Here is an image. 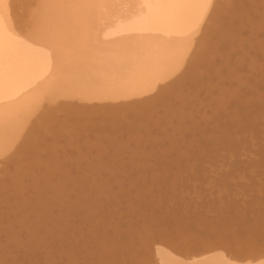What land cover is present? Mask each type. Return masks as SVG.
Masks as SVG:
<instances>
[{"label":"bare ground","instance_id":"1","mask_svg":"<svg viewBox=\"0 0 264 264\" xmlns=\"http://www.w3.org/2000/svg\"><path fill=\"white\" fill-rule=\"evenodd\" d=\"M84 2H85V0H81V1H76V3L74 4L73 2H71V0H58L57 2L52 4L50 0H41L42 4L38 8L42 7V10H39L38 12H47L48 9H51V13H50L51 16H49V15L36 16L33 13L34 8L31 7L33 2H29L28 0H0V156H2V154H4L6 156V154H8L10 152V148H12V147L9 144L14 146L13 144L19 142V144H15L14 148H19L16 146H23L24 148H29L30 143L35 144L40 139V138H37L38 134H40L42 132H48V133L51 132L52 133L54 130L59 128L58 125H60V126L65 125L66 126V135L67 136H65L63 138L60 137L63 140H65L63 143L65 144V142H67L69 144L72 142L71 138H72L73 132H74L73 131V125L74 124H72V121H73V116H74L73 113L75 112V109H76L74 105L77 102L76 97L80 100L82 97L81 96L82 94L80 93V96L78 97L77 96L78 94H75L76 92H74L75 90L73 88H72L73 89L72 91L69 89L68 90H61L63 88L60 85L64 83V78H62V76L64 74L67 76L66 79H68V80H71V77H73V75H75L77 73L83 74V76L80 74V77L81 78L83 77L82 78L83 82H84V80H86V81L91 80V82H92L90 84L89 89L91 90L93 97H95V100H98L99 102H104V103H106V105L112 104V107L116 108L117 111H120V109L123 110L124 107H121V105L124 104L125 103L124 101L127 99L128 100L130 99L128 101V103H130V102L132 103V104H130L132 106L129 105V107H133L135 109V104L137 103V101L139 102V98H140L139 93L142 92V94L144 93V96H147V97L152 95L151 92H150L151 93L150 95H145V94H149L148 89L150 91H153L154 90L153 87H155L158 84V82H160L163 79V76H162L163 74H162V71L160 69L161 65L162 66L163 65L171 66L172 65L171 62L172 61L174 62L177 59H179L180 57H182L181 54L186 53L184 50H188V48L186 49V47H189V46L193 48V50H192L193 53L202 56L203 53L207 49L206 48L207 41L208 40L211 41V40H213V38L215 39L216 35H217L218 40H221V38L226 40V37H225L226 34L224 36L222 34V31L225 30L224 25L232 24L234 21L235 15H236L235 12L238 9L237 7H239L238 4L244 5V0H223V1L222 0H87V3L92 5L91 7L82 8V7L77 6V5L84 3ZM252 6L253 5H251V7ZM251 9H253V7ZM262 9H264V2H262L261 5H259V8H257L258 12L259 11L261 12ZM256 12L257 11H255V13ZM241 13H242V11H241ZM247 13H248V11H247ZM223 14H227L228 18H226L227 16H224ZM263 14H264V10H263ZM247 15H245V16H247ZM224 19H226V21H228V22H225ZM261 19L262 20H260L257 15H255L253 17V19H252V17L249 16L250 21H253L254 23H255V21L258 22L257 28H255L256 29L255 31H257L256 32L257 35H260V33H261V37H262V36H264V15L261 17ZM240 20L242 21V19H240ZM245 20H246V18H245ZM228 29L226 28V30H228ZM238 30H239V27H238ZM234 35L235 34H232V38L229 40H234V44L238 45V49L242 50V47L247 46L244 41L237 40L236 35H235V37H234ZM229 36H230V34H229ZM229 36L227 38H229ZM258 40L259 41L256 44H253V46H251V44L247 46V48H249V49L246 50V54H247L246 56H243V53H237L236 54L237 60H236V57H234L233 59L236 61H234V63L231 64V66L232 67L235 66L237 69H231L230 70L231 72H229V74L227 76L220 77L218 84H216V85H213L211 83L206 84L205 83L206 80H204V84L202 83L205 86L204 87L200 83L196 84V81H194V80L190 81L191 84L185 82V84H187V85H193V83H194L197 87L196 91L198 93H202L200 95L201 98H202V96H204V97L210 96L211 97V96L215 95L216 98L214 101H216V102L213 103L212 98H211V102L208 104H206V102L204 100H200V102H199L200 104H198V100L200 98L199 94H195V96L192 95L191 98L193 100L195 99L194 100L195 102L194 101L191 102V101H188L186 99H181V101L183 103V107H181L182 108V114L179 118L175 117V120L169 118L172 120V122H170V129L165 132V135H163V134L158 135L156 138V142L154 140V143H153L154 148H152V150L149 151L150 154L151 153L155 154L152 157L157 156L159 158V160L168 161L170 159V157H174L173 155L177 154L178 158L183 156V155L188 156V157L190 155L191 156L190 159H192L193 156L195 157L196 153H197V157H198V153L205 152L206 155H209L210 152H212V151L217 152L219 150V152H221V149L223 151L226 150V152L229 151L228 152L229 154H227V155L230 157L231 156L230 153H232L230 151L238 148L239 147L238 145L241 146L242 142L245 143L244 141H246L247 139H245V137L242 136L243 139H245L243 141V139L240 137V135H244V134L247 135V133H250L251 131H255L257 129V128H255L257 125L255 124V122L253 120V117H255V116H253V114L255 112L254 111L255 106L257 108L261 107L262 110L264 109V41H262L264 39L260 38ZM213 43L214 42H212L211 44H213ZM213 46H214V44H213ZM254 46H255V49H254ZM250 48H253V50L251 49L252 50L251 51ZM211 55H213V53ZM230 57L231 56H229V58ZM137 68H139V70L135 71ZM186 69H188V68H186ZM186 69L184 71H183V69L177 70L178 76H179V74H181V76L184 74L182 77H185L186 79L188 78L190 80L192 78L189 76L190 75L195 76L196 74H194V72L193 73L186 72ZM174 70H175V68L173 69V71ZM204 71H203V73H204ZM108 73H110L111 76L113 75V77L111 79H109L107 77L108 78L107 80L113 81V79H114L115 81L113 83H116V85H114V84L112 85V86H114L113 89L111 88V84H109L110 86H108V87H107L108 84L107 85L104 84L106 82L105 76H109ZM218 73H220V72H218ZM165 74H166V72H165ZM200 74H202V73H200ZM174 75H176V73ZM102 77H104V80H105L104 82H101ZM180 77H178V79H180ZM100 78H101V81H100ZM199 78H201L200 75H199ZM199 78L197 77V79H199ZM78 79H80L79 76H78ZM126 80H128L130 82V85L128 84L127 87H125V85L128 83V82H126ZM202 80H203V78L201 79V81ZM224 80H229L228 81L229 83H223ZM89 81H88V83H90ZM75 82H77V81H75ZM179 83L181 84V82H179ZM230 84L231 85L237 84V85L233 86V88H231L229 86ZM78 86H79V83H78ZM194 86H192L191 88H193ZM55 87H59L60 88L59 91H58V89H57V91L56 90L53 91V89H55ZM80 87L81 86H79V88ZM167 87L172 88L171 85L170 86L168 85ZM95 88H96V92L98 91L97 95L94 94ZM172 90H173V88L170 90V92H172ZM246 90L248 92L245 93ZM76 91H77V89H76ZM146 91H147V93H145ZM250 94L253 95L254 97L249 98L248 96ZM157 97H158V95H157ZM148 99H150V98H148ZM153 99H151V100H153ZM243 99H245V103L242 102ZM146 100H147V98H146ZM81 101H82V99H81ZM181 101H179V102H181ZM94 102L96 103L97 101H94ZM238 102L243 103L241 105L242 107L237 106ZM250 102H253L254 105L256 103V105L254 106ZM193 103H196L195 106ZM84 106H85V104H84ZM123 106H125V105H123ZM125 108H127V107H125ZM230 108H233L232 112H229ZM81 109H86V108L82 107L78 110V112L82 115L83 112H85V110L83 111ZM92 109H93V107H92ZM106 109H108V108H106ZM106 109H105V111H106ZM146 109H147V107H146ZM170 109L171 108H168L167 110H165V112L168 113V111ZM225 109L228 110V116L230 118L228 120L226 128H224V130L222 131V130H219L220 129L219 127H218L219 129L217 128V126H218L217 121L218 120L216 118L219 119L218 116L220 115L219 114L220 112H218V111L225 110ZM260 110L258 109V111H260ZM128 111H130V109ZM59 112H63V114H60ZM100 113L103 114L102 111L99 112L98 114H100ZM117 113H119V112H117ZM122 113H123V111H122ZM122 113H120V114H122ZM135 113H137V111H135ZM102 114L98 115V118H99V116H103ZM104 114H106V112H104ZM96 115L97 114L94 113L93 116H96ZM126 115H127V113H126ZM198 115H200L201 117H199ZM106 117H107V115H106ZM135 117H132V118L134 119ZM84 118L82 120H84ZM126 118H127V116H126ZM126 118H125V120H126ZM213 118H215V121L217 120L215 122L217 124V126L215 124L216 127H214V128H216V132L214 129L213 130L209 129L208 134L209 133H214V134H211V137L208 135L209 136L208 137L207 134H205L206 132H205L204 128H202L201 123H204L208 127L210 124L209 121L213 120ZM91 119H93V118H91ZM96 119H97V117H96ZM221 119H222V117H221ZM225 119H227V118H225ZM147 120H148V118H144L142 121L139 122V124H136V122L134 124L131 123L132 126L128 127V129H130V130L127 133L130 136V138H132L131 140L132 141L134 140L136 143V145H134L133 148H130V146H129L130 144L128 141H122L120 139L119 140L117 139L115 141L116 138L115 139L112 138L114 140V142L111 141V143H109V145H111V147H112V150L110 149V152H109L108 150L111 147H107L108 148V150H107L106 147L104 148V144L93 142V144H95V146L99 150V152H102V155L103 154H109V158L107 161H101L100 162V160L98 159L97 161L90 163V166H91L90 170H92V173L91 172L90 173L92 176H90L88 178L89 180L84 178L83 177L84 175H81V174L80 175L82 178L79 176L80 178H78V179L76 178V180H75L73 175L70 174L69 169L73 163V159H72L73 154H69L68 150L65 149L64 145H63V151L61 149H59L60 148L59 144L47 145V147L44 148L46 150L45 151L43 150V153L46 154V156H49V158H51L50 159L51 163L47 165V170L50 173L46 176H42L40 174L43 178V181H42V179L38 180L35 176L36 179H34L33 182H31L30 188H24L23 184L18 182V185L14 186L15 190L12 191L13 194L8 193V195L6 197L0 198V204L4 203L5 205H8L9 207L11 205H13L11 207V209L8 208L7 210H4V211L0 210V223L7 224L6 226L8 227L7 228L5 226L7 229L5 227L4 228L1 227L2 230L1 229L0 230L2 232H5V233L6 232L11 233L8 236V239H9L11 244L16 245V250H20V251L29 250V248H28V247H30L29 244H31L33 241L37 242L38 240H40L44 243L45 250L50 251L51 250L50 248L54 247L53 244H51L52 240L54 238H56V236L58 237V235L60 234V232L64 226L71 224L70 223V220H72L71 217L75 218L73 216L74 212L79 211V210L86 211L88 208L91 209V207H94L93 204H97L96 207H98V205H100L102 207V204L105 205V202H106V201H104L105 198H107V200H109V198L111 196L115 197L119 191H117L116 189L112 190V185L118 184V181L116 180L115 182H111V180H109V177L116 175L117 174L116 171H120V170H121L120 172H122V170H123V172H138V171L142 170L141 164L144 162V157L150 156V154H148L149 152L148 153L145 152V150H147V149H145V143L143 144V141L140 140V138H139L140 137L139 134H141L142 130H146L144 128L148 127V126H146L147 124H150L149 121H147ZM100 122L101 121H99V125L101 124V126H103V124ZM126 122H129V121L126 120ZM95 123H97V121ZM262 123H263V121H262ZM105 124L108 127L107 123H105ZM88 125H90V124H88ZM127 125L129 126L128 123H127ZM219 125L221 126L222 124L219 123ZM96 126H97V124H96ZM96 126L94 125V127H96ZM44 127H45V131H43ZM125 127H127V126H125ZM188 127L193 128V130L200 135V138L196 137L195 135H190L189 133H186L187 132L186 129H188ZM98 128H99V126H98ZM60 130H62V129L60 128ZM114 131H118V130L116 129ZM226 132L230 134L229 137L226 135ZM169 133H174L172 138H169L167 136V134H169ZM177 135H181L182 138L176 139ZM224 135L227 136V138H225ZM236 136H238V137H236ZM262 136H264V135H262ZM78 141H79V139H78ZM82 141L84 144V140H82ZM249 141H250V138H249ZM254 142H256V141H254ZM76 144H77V141H76ZM252 145H253V143H252ZM243 146H246V145H243ZM69 147H70V144H69ZM38 148H39V150L41 149V143H40V146ZM247 148H248V146H247ZM88 149H90V147ZM91 149H92V147H91ZM256 149H258V148H256ZM82 150H85V148L84 149L82 148ZM23 151H25V150H22V152ZM41 151H42V149H41ZM226 152L225 153L222 152V153H224L222 155H225ZM162 153H164L165 155H161ZM136 154H142L143 156L139 159H136ZM203 154L204 153L201 154V157H203ZM247 154H250V153H247ZM261 154L263 155L264 151H261ZM86 155H87V152H86ZM96 155H97V153H96ZM213 155L215 156V154H213ZM219 155H221V154H219ZM252 155H253V153H252ZM40 156H42V154ZM204 156H205V154H204ZM44 157L45 156H43V158ZM96 157L98 158V156H96ZM250 157H251V155H250ZM205 158H206V156H205ZM230 158H233V156H231ZM240 158H242V156ZM14 159L12 158L13 161H14ZM222 159L224 161L225 158H222ZM219 160H218V162H219ZM38 161L43 162V160H41V158H39ZM232 161L233 160H231L228 164H231ZM3 162H4V160H3ZM7 162H5V163H7ZM36 162H37V160H36ZM241 162H243V161H241ZM260 162L264 163V157L261 158ZM195 163H196V161H195ZM202 163H203V161H202ZM209 163H210V161H209ZM213 163H214V161H213ZM10 164H12V163H10ZM20 164H15V165H20ZM192 164L194 165V163H192ZM222 164H224L223 166H225V163L222 162ZM123 165L126 167L125 169L122 167ZM196 165L198 166V164H196ZM196 165H195V167H197ZM203 165L206 166V164H203ZM6 166H8V165H6ZM230 166H229V168H230ZM127 167H129V169ZM208 167L210 169L209 165H208ZM86 168H87V166H86ZM164 168H165V166H164ZM12 169H13V167H12ZM44 169H45V167H44ZM74 169H76V168H74ZM78 169H79V166H78ZM156 169H157V166H156ZM194 169L196 170L197 168H194ZM194 169L191 168V170H194ZM217 169L215 168V170H217ZM26 170H28V169H26ZM162 170H164V169H162ZM210 170H212V169H210ZM30 171H32V170H30ZM180 171H179V173H180ZM16 172H17V170H16ZM23 172H25V171H23ZM37 172H39V171H37ZM76 172H77V170H76ZM113 172H115L114 175H112ZM161 172L165 173V171H161ZM186 172H184V173H186ZM80 173H81V171H80ZM192 173H193V171H192ZM203 173H204V171H203ZM7 174H9V173H7ZM105 174H107L106 179H104V177H102L103 175L105 176ZM24 175H27V174H24ZM78 175H79V173L77 174V177H78ZM162 175H163V173H162ZM18 176L21 177V175H18ZM8 177H9V175H8ZM37 177H38V175H37ZM101 177H102V180H101ZM180 177H183V176H180ZM25 178H27V177H25ZM50 178H52L51 181H48V179H50ZM4 179H6V178H4ZM90 179H92V181H90ZM84 180H86V182ZM179 181H180V179H179ZM181 181H183V180H181ZM14 182H13V184H14ZM78 182L82 183V187H83V191L85 192V195L82 194L83 192L81 193V191H80V194H78V192H77L78 190L74 189V186ZM127 182H129V181H127ZM175 182H173V184ZM130 184H131V182H130ZM181 185L182 184H180V187H181ZM94 186H96V187L98 186L97 188H98V190H100V192L95 191ZM127 186H129V185H127ZM154 186H155V184H154ZM133 187L134 186H132V188ZM11 189H12V187H11ZM158 189H156V190H158ZM167 189H168V187H167ZM182 190L183 189H181V191ZM101 191L103 194L101 193ZM116 191H117V194H116ZM124 191H125V188H124ZM181 191H179V192L182 193ZM149 192H150V190H149ZM34 193L38 194L37 198L34 197ZM75 193H77L79 196L75 195ZM4 194H5V192H4ZM86 194H87V196H86ZM169 194H170V192H169ZM45 195H47V196L49 195V196L48 197L46 196V198H45ZM184 195L185 194L183 193V198H184ZM88 196H89V198H88ZM119 197H120V195H119ZM162 197H164V195ZM13 198L15 200L11 201ZM47 198H49V199H47ZM135 198H136V196H135ZM154 198L155 197H153V199ZM33 199H37V202H35ZM176 200H177V198H176ZM178 201H181V200H178ZM178 201L176 202V204L179 205L182 201L180 203H178ZM133 202L135 204L136 201H133ZM36 203H38V206H40L42 208V210H41L42 212H40V214L36 213L34 215H31V211H29L31 207H29V206L31 204L33 205ZM4 204H1V206ZM106 204H107V202H106ZM159 204H160V202H159ZM170 204H172V203H170ZM108 208H110V207H108ZM185 209H187V206ZM171 211H172V209H171ZM95 213H96V211H95ZM168 213H169V210H168ZM184 213H186V212H184ZM83 214H84V212H83ZM92 215H93V213H92ZM242 215L243 214H241V216ZM259 215H260V213H259ZM85 216H86V214H85ZM94 218H95V216H94ZM103 218H104V216H103ZM115 218H117V217H115ZM144 220H147V219H144ZM241 220H243V219H240L239 221H241ZM244 220H245V218H244ZM244 220L242 222V225H243V223L246 222ZM263 220H264V218H263ZM148 221H149V219H148ZM183 221H181V222L185 223V225L183 223H179V221L177 222L176 217H174L173 214H167V215H163V216L159 215L158 218H155V221H153V225H154L153 228L155 229L154 230L155 233L160 232V231H163V233L164 232L167 233L169 231H173V229L178 230V233H179V232H182L185 229H187V221H185V220H183ZM239 221L237 220V223H238L237 225L240 226L241 223H239ZM144 222H146V221H144ZM173 222L175 225L172 224ZM105 223H106V221H105ZM84 224L85 223H83V225ZM88 224L89 223H87V225ZM97 224L99 225L98 221H97ZM180 224H182V225H180ZM191 225H193V224H191ZM195 225H197V224H195ZM237 225H235L234 228H236ZM71 226H73V225H71ZM74 226H76V225H74ZM103 226H104V224H103ZM239 226H237V227L239 228L238 230L240 231L241 228ZM93 227H94V225H93ZM188 227H189V225H188ZM190 227H189V229H190ZM216 227H217V224H211V226L208 228L210 230L209 232L213 231L212 234L215 235L214 237L216 238V236H218L219 239H221V237H222V235H224V233H221L222 235L221 234L219 235L220 232ZM242 227H244V226H242ZM69 229H72V228H69ZM215 229H217V230L214 231ZM97 230H99V229H97ZM137 230H139V229H137ZM242 230H244V229L242 228ZM149 231H151V229L150 230L146 229V233L149 234L150 233ZM187 231L188 230H186V232ZM247 231H248V229H247ZM142 232H143V230H142ZM227 232H225V233H227ZM236 232H233V234L236 235L237 234ZM245 232H246V230L244 231V233ZM139 233H138V235H140ZM170 233H168V234H170ZM238 233H240V232H238ZM182 234H184V233H182ZM187 234H190V233H187ZM191 234L193 235L192 232H191ZM201 234H203L202 236L205 237L204 233H201ZM212 234L206 233V235L210 236L209 240H211V238H213ZM241 234H243V233H241ZM149 235L152 236V238H154L153 236H155V235H153V232H151ZM149 235H147V236H149ZM156 235H158V234L156 233ZM159 235L161 237V234H159ZM176 235H179V234H176ZM230 235H231V233H230ZM22 236H24V240L21 238ZM92 236H94V235H92ZM71 237L73 238L75 236H71ZM139 237H140V238H138V239H140L139 241L140 242L142 241V244L144 246L146 245L145 246V247H147V248H145L146 250L148 248L151 249V246H153L152 253L149 254V257L147 256L148 259L147 260L145 259V261H143V262L138 261L140 264H259L260 261H264V246H262V243L258 244L256 241L253 244V243H251V241H249L250 239L255 238V234L253 232L252 233L248 232V234H246V235L243 234V236H242L243 239L242 238L238 239V236L234 238V239L237 238L236 240H239V242H240V240L243 241V242H240L241 245H243V246H241L242 248L240 250L239 249L237 250V252L240 251L239 255H241V257H236L237 255L233 256L231 254L234 251L233 252L231 251L232 253L230 254V253H228L229 250L228 251L224 250L222 246L217 245L216 243H220V242L222 243V241H220V240H219L220 242L216 241L215 244L214 243L210 244V243L204 242L205 245H203L204 246L203 248H200V247H202L201 245H200V247L193 248L192 247L193 244L190 242V240H187L188 237L185 241L182 240V242H179V244H181L182 246H185V247H181V245H177V244L172 245L171 243H173V242H170L171 240L167 242V241H165L166 239L163 240V239H160L159 237L156 239H151V241L148 242V240H147L148 237H146L144 235V233H142ZM185 237H186V235H185ZM226 237L227 236H225L223 238H226ZM65 238H67V237H65ZM78 238H76V239H78ZM173 238H174V236H173ZM195 238H197V236ZM232 238H233V235H232ZM91 239H89V240H91ZM118 239H120V238H118ZM167 239H168V236H167ZM200 239H202V238H200ZM79 240L80 239H78L77 242ZM108 240H110V239H108ZM236 240H234V241H236ZM92 241H94V239ZM95 241H97V239H95ZM103 242H104V240H103ZM133 242H134V240H133ZM201 242H203V241H201ZM239 242L237 241V243H239ZM105 243L106 242H104L102 244L107 246V244H105ZM107 243L109 244L111 242H107ZM237 243L236 244L234 243L235 247L240 246V243L239 244H237ZM242 243H245V245ZM4 244L5 243H2V240L0 239V260H1V258L4 257V255H6L5 254L6 250L4 251V249H3L6 247V245L4 247ZM113 244L115 245L114 242H113ZM119 244H120V242H119ZM137 244H138V242H137ZM168 244H171V245H168ZM231 245L233 246V244H231ZM231 245L230 246L226 245V246H228L227 248H229V247H231ZM73 246H74V244H73ZM226 246H224V247H226ZM8 247H7V249H8ZM88 247H92V246H88ZM30 248H32V247H30ZM75 248H77V244H76ZM84 248L79 249V250L84 251L85 250ZM118 248L116 247V249H115V246H114L115 250H117ZM243 248H244V250H242ZM59 250H60V248H59ZM87 250H88V248H87ZM109 250H110V248H109ZM115 250H113L112 253ZM73 251L75 252L74 248H73ZM98 251H99V248H98ZM119 251H122L125 253L131 252V256L138 257L139 254H141V253L143 254L144 250L143 251L141 250V252L139 253V249H137L136 245L134 247H132V245H130L129 243H125V245L122 244V246L119 248V250H117L118 253H119ZM87 252L90 253L89 251H87ZM17 253L19 254V251ZM58 253H59V251H58ZM60 253H62L61 250H60ZM79 253H76V254L79 255ZM95 253H97V250ZM49 254H50V252L48 253V255ZM76 254H75V256H77ZM113 254L111 256H113ZM235 254H236V251H235L234 255ZM9 255H11V254H9ZM43 255H44V253H43ZM127 255H128V253H127ZM89 256H88V258H89ZM129 256H130V254H129ZM49 257H50V255H49ZM49 257H46V258H49ZM122 257H124V256H122ZM51 258L52 259H51V261H49V264H59L60 261L58 262L54 256H52ZM77 258L78 257H76V259ZM79 258H80V256H79ZM94 258H95V256H94ZM117 258H119L118 255H117ZM124 258H122V259L124 260ZM129 258H131V257H129ZM129 258H128V261H129ZM4 260H5V258H4ZM96 260L101 262V259L98 260L96 258ZM102 260H104V259H102ZM132 260H134L133 257H132ZM65 261H66V259H65ZM110 261L111 260H109L108 264L112 263V261L111 262ZM126 261H127V257H126ZM42 262H44V261H42ZM70 262H71V259H70ZM127 262L125 264H127ZM75 263L76 262H74V264ZM123 263H124V261H123ZM123 263H121V264H123ZM131 263L136 264L133 262H131ZM44 264H45V262H44ZM67 264H68V262H67ZM91 264H92V262H91ZM128 264H130V261L128 262Z\"/></svg>","mask_w":264,"mask_h":264},{"label":"rangeland","instance_id":"2","mask_svg":"<svg viewBox=\"0 0 264 264\" xmlns=\"http://www.w3.org/2000/svg\"><path fill=\"white\" fill-rule=\"evenodd\" d=\"M28 1L29 2H33L31 7L34 8V10H33L34 15H36V16H45V15L51 16V14H50L51 13V9H48L47 12H38L39 10H42V7L38 8L42 4L41 0H28ZM50 1H51L52 4H54L58 0H50ZM76 1H81V0H71V2H73L74 4L76 3ZM262 2H264V0H258V1L257 0H244V5L238 4L239 7H237L238 9L235 12L236 15H235L233 23L229 24V25H224L225 26V28H224L225 30H226V28L227 29L229 28L226 31L225 30L222 31L223 36L226 34L225 35L226 40L223 39V38H221V40H218L217 35H216L215 39L213 38V40H211V41L208 40L207 41V45L209 47L206 45L207 49L203 53L202 56L193 53V51H192L193 48L189 46V47H186V49L188 48L189 51L188 50H184L186 53H182L181 54L182 57H180L179 59H177L174 62L172 61L171 62L172 65L171 66H165V65L162 66L161 65L160 69H161L162 74H163L162 75L163 79L160 82H158V84L155 87H153V89L155 91L151 88L153 91H150L148 89L149 94H145V95H150L152 93V95L147 97V96H144V93L143 94H142V92L139 93V97L140 98H139V102L137 101V103H136L137 105L135 104V109L133 107H129V105L132 104V103L131 102L128 103V101L130 99L129 100L127 99V100L124 101L125 103L123 102L124 104L121 105V107H124L123 110L120 109V111H117L116 108L112 107V104H109V105L107 104L106 105V103H104V102H99L98 100H95V97H93V94H92L91 90L89 89L90 88V84L92 83L91 80L90 81L89 80H87V81L84 80V82H83V80H82L83 77L82 78L80 77L81 73H77V74L73 75V77H71V80L66 79L67 76L64 74L62 76V78H64V83L60 85L63 88L61 90H68L69 89V90L72 91L74 89L75 90L74 92H76L75 94H78L77 95L78 97L80 96V93L82 94L81 95L82 96L81 97L82 101H81V99L79 100L76 97L77 102L74 105L75 108H76L75 112L73 113L74 116H73V121H72V124H74L73 125V131L74 132H73V136L71 138L72 142L69 143L70 147H69V144L67 142H65V144H64L63 142L65 140L62 139L63 137L67 136L66 135V126L65 125H61V126L58 125L59 128L54 130L55 132L54 131L52 133L51 132L50 133L42 132V133L38 134L37 138H40L41 140L37 139L38 141L35 144L34 143H30L29 148H24L23 146H16V147H19V148H14L15 144H19V142L13 144L14 146L9 144L12 147V148H10V152L8 154H6V156L4 154H2V156H0V181H1L0 182V198L1 197H6L8 195V193L13 194L12 191L15 190L14 186L18 185V182L22 183L24 188H30L31 182H33L34 179H36V178L38 180L42 179V181H43L42 176H46V175H48L50 173L47 170V165L51 163L50 162L51 158H49V156H46V154L43 153V150L44 151L46 150L44 148H46L47 145L59 144L60 145L59 149H61L62 151H63V145H64L65 149L68 150L69 154H73L72 155L73 156V158H72L73 159V163H72V166L69 169L70 170V174L73 175L75 180H76V178L77 179L80 178L81 175H84L83 177L88 179L90 176H92L91 175L92 170H90V167H91L90 163L94 162V161H97L98 159L100 160V162L101 161H107L108 158H109V154H103L102 155V152H99V150L96 148V146H95V144H93V142L94 143L97 142V143L104 144V148L105 147L107 148V147H111V145H109V143H111V141L114 142V140L112 138H114V139L116 138L115 141L117 139L118 140L120 139L122 141H128L129 144H130L129 145L130 148H133V146L136 145V143H135L134 140L132 141L131 140L132 138H130V136L128 135L127 132L130 130V129H128V127L132 126V124H134L135 122H136V124H139V122L142 121L144 118H148L147 121H149L150 124H147L146 126H148V127L144 128L146 130H142L141 134H139L140 135V137H139L140 140L143 141V144L145 143V149H147V150H145V152L148 153L150 150H152V148H154V144L153 143H154V140L156 142L157 136L160 135V134L165 135V132L170 129V122H172L171 119L175 120V117L179 118L181 116V114H182V108L181 107H183V103H182L181 99H186L188 101L193 102L195 99L193 100L191 98L192 95L195 96V94H199V97H200V95L202 94V93H198L196 91L197 87H196V85L194 83H193V85H187V84H185V82L191 84L190 81L194 80V81H196V84L197 83H200V84L203 83L204 84V80H206L205 81L206 84L207 83H211L213 85L218 84V82L220 80V77L227 76L229 74V72H231L230 71L231 69H237L235 66L234 67L231 66V64H233L234 61L237 60V56H236L237 53H243V56H246L247 55L246 54V50L249 49V48H247L248 45L251 44V46H253V44H256L259 41L258 39H260V38L264 39V36L261 37V33H260V35L256 34L257 31H255L256 30L255 28H257L258 22L255 21V23H254L253 21L249 20V16L252 17V19H253V17L255 15H257L258 18L260 20H262L261 17L264 15L263 14V10L264 9H262L261 12L260 11L258 12V10H257V8H259V5H261ZM251 5H253L252 6L253 9H251L252 8ZM241 11H242V13H241ZM247 11H248V13H247ZM255 11H257V12L255 13ZM223 15L227 16L226 18H228L227 14H223ZM245 15H247V16H245ZM245 18H246V20H245ZM240 19H242L243 22ZM224 21L228 22V21H226V19H224ZM238 27H239V30H238ZM229 34H230V36H229ZM232 34L236 35L237 40L244 41L247 46L242 47V50L238 49V45L234 44V40H229V39L232 38ZM235 35H234V37H235ZM228 36H229V38H227ZM262 41H264V40H262ZM212 42H214L213 43L214 46H213V44H211ZM251 49L253 50V48H250V50ZM254 49H255V46H254ZM212 53H213V55H211ZM229 56H231V57L229 58ZM234 57H236V60L233 59ZM174 68H175V70L173 71ZM186 68H188V69H186ZM181 69H183V71L186 69V72H191V73L194 72V74H196V75L195 76L194 75H190L189 77L192 78L190 80L188 78L186 79L185 77H182L184 74L182 76H181V74H179V76H178L177 70H181ZM138 70H139V68H137L135 71H138ZM203 71H204V73H203ZM165 72H166V74H165ZM218 72H220V73H218ZM175 73H176V75H174ZM200 73H202V74H200ZM108 74H109V76H105L106 82L104 84H106V85L108 84L107 87L110 86L109 84H111V88L113 89L114 86H112V85L113 84L116 85V83H113L115 81L114 79H113V81L107 80L108 78L111 79L113 77V75L111 76L110 73H108ZM81 75L83 76V74H81ZM199 75L201 76V78H199ZM78 76H79L80 79H78ZM178 77H180V79H178ZM197 77L199 79H197ZM202 78H203V80L201 81ZM105 80H104V77H102V81H101V78H100L101 82H104ZM75 81H77V82H75ZM88 81L90 83H88ZM228 81L229 80H224L223 83H229ZM126 82H128V83L125 85V87H127L128 84L130 85V82L128 80H126ZM179 82H181V84ZM78 83H79V86H81L80 88L78 86ZM168 85L169 86L171 85V87L173 88L172 92H170V90L172 88L167 87ZM236 85L237 84H235V85L234 84L233 85L230 84L229 86L231 88H233V86H236ZM192 86H194V87L191 88ZM57 89L59 91L60 88L59 87H55V89H53V91H55V90L57 91ZM76 89H77V91H76ZM246 92H248V91L246 90L245 93ZM145 93H147V91ZM94 94L95 95L98 94V91L96 92V88H95ZM156 94L158 95V97H157ZM145 97L147 98V100H146ZM248 97L249 98H253L254 96L250 94ZM148 98H150V99H148ZM211 98H212L213 103L216 102V101H214L215 98H216L215 95H213L211 97L210 96H205V97L202 96V98L201 97L199 98L198 104H200L199 103L200 100H204L206 102V104H208V103L211 102ZM151 99H153L154 101L151 100ZM94 101H97V102L95 103ZM179 101H181V102H179ZM242 102L245 103V99H243ZM242 102H238L237 106L242 107L241 106L243 104ZM250 103H252L254 105L253 102H250ZM84 104H85V106H84ZM193 104L195 106L196 103H193ZM123 105H125V106H123ZM255 105H256V103H255ZM130 106H132V105H130ZM82 107H84L86 109H81L83 111L85 110V112H83V114L81 115L78 112V110L80 108H82ZM92 107H93V109H92ZM125 107H127V108H125ZM146 107H147V109H146ZM106 108H108V109H106ZM128 108L130 109V111H128L129 110ZM168 108H171V109L168 111V113H166L165 110H167ZM105 109H106V111H105ZM133 109L135 111H137V113H135V111ZM258 109L259 110L261 109V110L258 111ZM101 111L103 112V114L102 113H100V114H102L103 116H99V118H98V115H100L98 113L101 112ZM122 111H123V113H122ZM232 111H233V108H230L229 112H232ZM254 111L255 112H254L253 116H255V117H253V120H254L255 124L257 125L255 127L257 129L255 131H251L250 133H247V135L246 134L240 135V137L242 139H243V137H245V139H247V140L244 141L245 139H243V141L245 143L242 142L241 146L238 145L239 146L238 148H236L235 150L230 151V152L233 153V154L230 153L231 156H233V158H230L231 156L229 157L227 155V154H229L228 153L229 151L226 152V150L223 151L222 149H221V152H219V150L217 152L216 151H212V152H210L209 155H206L205 152H201V153H198V157H197V153H196L195 157L193 156L192 159H190L191 158L190 155H189V157L183 155V156L178 158L177 154H174L173 155L174 157H170V159L168 161L159 160V158L157 156L152 157L155 154L154 153L150 154V152H149L148 154H150V156L149 157H144V162H143L144 164L143 163L141 164L142 165V170H140L138 172H123V170H122V172H120L121 171L120 170V171H116L117 172L116 175H114L115 172H113L112 175H114V176H110L109 180H111V182H115L116 180L118 181V184H116V185L113 184L112 185V190L116 189L117 191H119L118 194L120 193L119 194L120 197H119V195L117 194V191H116V194H117L115 196L116 198L113 197V196H111L110 197L111 199L109 198V200H107V198H105L104 201H106L107 204L105 202V205L102 204V207L100 205H98V207H96L97 204H93V206L95 208L91 207V209L88 208L86 211L79 210V211L74 212L73 216L75 218L71 217V219H72V220H70L71 224H68L67 226H64L62 228L60 234L58 235V237L56 236V238H54L52 240L51 244H53L54 247H51L50 251L45 250V248H44L45 245L40 240H38V241L36 240L37 242L33 241L31 243L32 245L29 244L30 247H32V248L28 247L30 251L29 250H25V251L16 250V245L11 244L9 239H8V236L11 233H9V232L5 233V232L1 231L2 228H4L7 224L0 223V229H1L0 230L1 231L0 232V239L2 240V243H5L4 247L6 245V247L3 248L4 251L6 250V253H5L6 255H4L3 258H1L2 261L0 260V264H7V263L8 264H44V262H45V264H49V261H51V259H52L51 257L52 256H54L57 259L58 262L60 261L59 264H67V262H68V264H70V263L74 264V262H76L75 264H77V263L78 264H91V262H92V264H95V263L96 264H100V263L101 264H108L109 260L112 261L111 264H121V263H123V261H124L123 264H125L128 261L129 257H131V258H129L130 264H132L131 262L136 263V264H140L138 261L143 262V261H145V259L147 260L148 257H149V254L152 253V248H153V246H151V249L148 248L146 250L145 249V248H147V247H145L146 245L144 246L142 244V241L141 242L139 241L140 239H138V238H140L139 236L142 233H144V235L146 237H148V239H147L148 242L151 241V239H156V238L159 237L160 239H163V240L166 239L165 241H167V242L171 240L170 242H173V243H171L172 245H174V244L175 245L176 244L177 245H181V244H179V242H182V240L185 241L187 239V237H188L187 240H190V242L193 244L192 245L193 248L200 247V245L202 246L200 248H203L204 247L203 245H205L204 242L210 243V244H212V243L215 244L216 241L217 242L222 241V243L220 242V243H216V244L219 245V246H222L224 250H227V251L229 250L228 253H230V254L234 251L231 255H233V256L237 255L236 257H241V255H239L240 251L237 252V250L238 249L240 250L242 248L241 246H243V245H241L240 242H243V241L240 240V242H239V240H236L237 238L234 239L235 237L238 236V239L239 238L241 239L243 234L246 235V234H248V232H251V233L253 232L255 234V238H253L254 240L253 239L249 240V241H251V243L254 244L257 241L258 244H261L262 241H264V227H263L264 226V220H263V218H264V214H263L264 213V211H263L264 210V163L260 162L261 158L264 157V154L263 155L261 154V151H264V136H262V135H264V109L262 110L261 107L257 108L255 106ZM104 112H106V114H104ZM117 112H119V113H117ZM218 112H220L219 113L220 115L218 116L219 119L216 118L218 120V121L216 120L218 126L215 123L216 122L215 118H213V120L209 121L210 124H209L208 127L204 123H201L202 128H204V130L206 132L205 134H207V136L209 135L211 137V134H214V133H209L208 134V130L209 129L210 130L214 129L215 132H216V128H214V127L217 126V128L218 127L220 128V129L218 128L219 130L223 131L224 128H226V126H227L228 120L230 118L228 116V110L225 109V110H221V111H218ZM59 113L63 114V112H59ZM94 113L97 114V115L93 116ZM120 113H122V114H120ZM126 113H127V115H126ZM140 114L141 115L143 114V115L141 116ZM106 115H107V117H106ZM126 116H127V118H126ZM198 116L201 117L200 115H198ZM96 117H97V119H96ZM132 117H135L136 119L135 118L133 119ZM221 117H222V119H221ZM83 118H84V120H82ZM91 118H93V119H91ZM125 118L129 122H126ZM169 118H171V119H169ZM225 118H227V119H225ZM96 121H97V123H95ZM99 121H101L100 123H102L103 126H101V124L99 125ZM262 121H263V123H262ZM105 123H107L108 127L106 126ZM127 123L129 124V126L127 125ZM219 123L222 124V125L220 126ZM88 124H90V125H88ZM96 124H97V126H96ZM215 124H216V126H215ZM94 125L96 127H94ZM98 126H99V128H98ZM125 126H127V127H125ZM60 128L62 130H60ZM116 129L118 131H114ZM192 130H193V128H189L188 127V129H186V131H187L186 133H189L190 135H195L196 137L200 138V135L193 130L195 132L194 133ZM43 131H45V127L43 128ZM173 135H174V133L167 134V136L169 138H172ZM226 135L228 137L230 136V134L227 133V132H226ZM227 136H225V138H227ZM238 136H236V137H238ZM60 137H62V138H60ZM176 137H177L176 139H181L182 138L181 135H177ZM249 138H250V141H249ZM78 139H79V141H78ZM82 140H84V144H83ZM76 141H77V144H76ZM254 141H256V142H254ZM40 143H41L42 151H41V149L39 150V148H38L40 146ZM252 143H253V145H252ZM243 145H246V146H243ZM247 146H248V148H247ZM89 147H90V149H88ZM91 147H92V149H91ZM82 148L83 149L85 148V150H82ZM256 148H258V149H256ZM110 149L112 150V147L109 148V150L107 148V150L109 152H110ZM22 150H25V151L22 152ZM86 152H87V155H86ZM222 152H224V153L226 152V154L222 155V154H224ZM96 153H97V155H96ZM202 153L205 154L206 158H205L204 154H203V157H201ZM247 153H250V154H247ZM252 153H253V155H252ZM41 154H42V156H40ZM213 154H215V156ZM219 154H221L222 156L219 155ZM161 155H165V154L162 153ZM250 155H251L252 158L250 157ZM10 156L13 159L15 158L14 161L12 160V158ZM36 156L37 157L39 156V157L37 158ZM43 156H45L46 158L45 157L43 158ZM96 156H98V158ZM142 156H143L142 154H136V159H139ZM241 156H242V158H240ZM39 158H41V160H43L44 163L41 162V161H38ZM222 158H225L226 160L224 159V161H223ZM219 159L220 160L222 159V160L220 161ZM3 160H4V162H3ZM6 160L7 161L9 160V161L7 162ZM36 160H37V162H36ZM218 160H219V162H218ZM231 160H233L232 163L228 164ZM195 161H196V163H195ZM202 161H203V163H202ZM209 161H210V163H209ZM213 161H214V163H213ZM241 161H243V162H241ZM5 162H7V163H5ZM222 162L225 163V166H223L224 164H222ZM10 163H12L13 165L10 164ZM192 163H194V165ZM15 164H20V165H15ZM196 164H198V166ZM203 164H206V166L203 165ZM6 165H8V166H6ZM195 165L197 167H195ZM208 165L210 166V169H212V170L209 169ZM43 166L45 167L46 170L44 169ZM78 166H79V169H78ZM86 166H87V168H86ZM156 166H157V169H156ZM164 166H165V168H164ZM229 166H230V168H229ZM12 167H13V169H12ZM122 167L124 169L126 168L124 165ZM74 168H76V169H74ZM127 168L129 169V167H127ZM191 168H193V169L197 168L196 169L197 171L195 169L191 170ZM215 168L216 169L218 168V169L215 170ZM26 169H28V170H26ZM162 169H164V170H162ZM16 170H17V172H16ZM30 170H32V171H30ZM76 170H77V172H76ZM23 171H25V172H23ZM37 171H39V172H37ZM80 171H81V173H80ZM161 171H165L166 174L164 172H161ZM179 171H180V173H179ZM192 171H193V173H192ZM203 171H204V173H203ZM184 172H186V173H184ZM7 173H9V174H7ZM78 173H79V175L77 177ZM162 173H163V175H162ZM24 174H27V175H24ZM8 175H9V177H8ZM18 175H21V177L18 176ZM37 175H38V177H37ZM106 175L107 174H105V176L103 175L102 177H104V179H106ZM35 176H36V178H35ZM180 176H183V177H180ZM25 177H27V178H25ZM102 177H101V180H102ZM4 178H6V179H4ZM51 179L52 178L48 179V181H51ZM179 179H180V181H179ZM22 180L23 181L25 180V181L23 182ZM181 180H183V181H181ZM84 181L86 182V180H84ZM90 181H92V179H90ZM127 181H129V182H127ZM13 182H14V184H13ZM130 182H131V184H130ZM173 182H175L174 183L175 185L173 184ZM78 183L74 186V189L78 190L77 191L78 194H80V191H81V193L83 192L82 194L85 195V192L83 191L82 183H80V182H78ZM150 184L151 185L153 184V185L151 186ZM154 184H155V186H154ZM180 184H182L181 185L182 188L180 187ZM127 185H129V186H127ZM132 186H134V187L132 188ZM11 187H12V189H11ZM94 187H95V191H99L100 192V190H98V188H97L98 186L97 187L94 186ZM123 187L125 188V191H124ZM167 187H168V189H167ZM156 189H158V190H156ZM181 189H183V190L181 191ZM149 190H150V192H149ZM179 191H181L182 193H180ZM4 192H5V194H4ZM169 192H170V194H169ZM101 193H102V191H101ZM183 193L185 194L184 198H183ZM78 194L75 193V195H78ZM163 195H164V197H162ZM46 196L47 195H45V198H46ZM86 196H87V194H86ZM135 196H136V198H135ZM152 196L155 197V198L153 199ZM34 197L37 198L38 194L34 193ZM88 198H89V196H88ZM176 198H177V200H176ZM47 199H49V198H47ZM13 200H15V199L13 198L11 201H13ZM33 200L35 202H37V199H33ZM178 200H181L182 202L178 201ZM133 201H136L135 204H134ZM177 201H178V203H180V202L181 203L178 205V204H176ZM159 202H160V204H159ZM170 203H172V204H170ZM1 204H4V203H1ZM1 204H0V210H3V211L7 210L8 208L11 209V207L13 206V205H11L9 207L8 205H5V204L1 206ZM36 204H33V205L31 204L29 206V207H31L30 210H29V211H31V215H34L36 213L40 214V212H42L41 211L42 208L40 206H38V203H36ZM186 206H187V209H185ZM108 207H110V208H108ZM171 209H172V211H171ZM168 210H169V213H168ZM95 211H96V213H95ZM83 212H84V214H83ZM184 212H186L187 214L184 213ZM92 213H93V215H92ZM166 213L167 214H173L174 217H176L177 222L179 221V223H183L184 222L183 220L187 221V229H185L184 231L179 232V233H178V230H176V229H173V231H169L167 233L166 232L163 233V231H160V232H156L158 234V235H156V233L154 231L155 229L153 228V226H154L153 225V221H155V218H158L159 215L160 216L167 215ZM259 213H260V215H259ZM85 214H86V216H85ZM241 214H243V215L241 216ZM94 216H95V218H94ZM103 216H104V218H103ZM115 217H117V218H115ZM243 217L245 218V220H244ZM144 219H147V220H144ZM148 219H149V221H148ZM240 219H243L246 222L243 223V225H242L243 220L239 221ZM237 220L239 221V223H241L240 226L237 225L238 224ZM97 221H98L99 225L97 224ZM105 221H106V223H105ZM144 221H146V222H144ZM181 221H183V222H181ZM83 223H85V224L83 225ZM87 223H89V224L87 225ZM103 224H104V226H103ZM172 224H174V222ZM183 224L185 225V223H183ZM191 224H193L194 226L191 225ZM195 224H197V225H195ZM211 224H217L216 228L220 232L219 235L221 233H224V235L221 234L222 235L221 239H219L218 236H216V238H215L214 237L215 235L212 234L213 231L209 232L210 230L208 228L211 226ZM234 224L239 226L241 228V230L239 231L238 230L239 228L237 226H236V228H234L235 227ZM71 225H73V226H71ZM74 225H76V226H74ZM93 225H94V227H93ZM180 225H182V224H180ZM188 225H189V227L191 226L190 229H189ZM242 226H244V227H242ZM68 227L72 228V229H69ZM191 228L192 229L194 228V229L192 230ZM242 228L244 230H242ZM97 229H99V230H97ZM137 229H139V230H137ZM146 229L147 230L151 229V231H149V232L150 233L153 232V235H155V236H153L154 238H152V236L149 235L150 233L149 234L146 233ZM217 229H215L214 231H216ZM247 229H248V231H247ZM142 230H143V232H142ZM186 230H188V231L186 232ZM245 230H246V232L244 233ZM191 232L193 233V235L191 234ZM225 232H227V233H225ZM233 232H236L237 234L235 233L236 235H234ZM238 232H240V233H238ZM138 233L140 235H138ZM168 233H170V234H168ZM182 233H184V234H182ZM187 233H190L191 235L187 234ZM201 233H204L205 237L206 236L207 237L206 238L203 237L202 236L203 234H201ZM206 233L207 234L208 233L212 234L213 238H211V240H209L210 236L206 235ZM230 233H231V235H230ZM241 233H243V234H241ZM159 234H161V237H160ZM176 234H179V235H176ZM92 235H94L95 237L92 236ZM147 235H149V236H147ZM185 235H186V237H185ZM232 235H233V238H232ZM71 236H75V237L72 238ZM167 236H168V239H167ZM173 236H174V238H173ZM196 236H197L198 239L195 238ZM225 236H227V237L223 238ZM65 237H67V238H65ZM21 238L24 240V236H22ZM76 238H78L80 240L77 242L78 239H76ZM118 238H120V239H118ZM200 238H202V239H200ZM89 239H91V240H89ZM93 239H94V241H92ZM95 239H97V241H95ZM108 239H110V240H108ZM103 240H104V242H106L105 244H107V246L102 244V243H104ZM133 240H134L135 243L133 242ZM200 240L203 241V242H201ZM234 240H236V241H234ZM112 241L115 243V245L113 244ZM118 241L120 242V244H119ZM237 241L240 243V246L237 245L238 247H235V244L237 243ZM107 242H111V243L108 244ZM137 242H138V244H137ZM125 243H129L130 245H132V247H134L136 245L137 249H139V253L141 252V250L142 251L144 250L143 254L141 253V254L138 255V257H136V256H131V252H126L125 253V252L119 251V253H118L117 250H119V248L122 246V244L125 245ZM239 243H237V244H239ZM245 243H242V244L245 245ZM73 244H74V246H73ZM76 244H77V248L78 249L75 248ZM171 244H168V245H171ZM231 244H233V246ZM113 245L115 246V249H116V247L117 248L119 247V248L117 250H115ZM226 245H229V246L231 245V247L227 248L228 246H226ZM88 246H92V247H88ZM224 246H226V247H224ZM7 247H8V249H7ZM86 247L88 248V250H87ZM181 247H185V246L181 245ZM59 248H60L62 253H60ZM73 248H74L75 252L73 251ZM83 248L85 249L84 251L83 250L82 251L79 250V249H83ZM98 248H99V251H98ZM109 248H110V250H109ZM96 250H97V253H95ZM113 250H115L114 251L115 253L113 252L114 254L112 253ZM242 250H244V248ZM18 251H19V254L17 253ZM58 251H59V253H58ZM87 251H89L90 253H88ZM235 251H236V254L234 255ZM42 252L44 253V255H43ZM47 252L48 253L50 252V254H49L50 257H49ZM76 253H79V255L76 254ZM127 253H128V255H127ZM9 254H11V255H9ZM75 254L77 256H75ZM112 254H113V256H111ZM129 254H130V256H129ZM117 255H118L119 258H117ZM79 256H80V258H79ZM88 256H89V258H88ZM94 256H95V258H94ZM122 256H124L125 258L122 257ZM46 257H49L50 259L46 258ZM76 257H78V258L76 259ZM126 257H127V261H126ZM132 257H133L134 260H132ZM4 258H5V260H4ZM64 258L66 259V261H65ZM96 258L98 260L101 259V262L97 261ZM122 258H124V260ZM70 259H71V262H70ZM102 259H104V260H102ZM42 261H44V262H42ZM128 262H127V264H128Z\"/></svg>","mask_w":264,"mask_h":264},{"label":"snow or ice","instance_id":"3","mask_svg":"<svg viewBox=\"0 0 264 264\" xmlns=\"http://www.w3.org/2000/svg\"><path fill=\"white\" fill-rule=\"evenodd\" d=\"M78 7H82V8H88L91 7L92 5L87 3V0H85L84 3H81L79 5H77ZM262 246H264V241H262ZM259 264H264V261H260Z\"/></svg>","mask_w":264,"mask_h":264}]
</instances>
